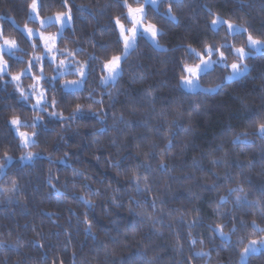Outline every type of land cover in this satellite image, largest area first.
I'll list each match as a JSON object with an SVG mask.
<instances>
[{
    "label": "trees",
    "instance_id": "trees-1",
    "mask_svg": "<svg viewBox=\"0 0 264 264\" xmlns=\"http://www.w3.org/2000/svg\"><path fill=\"white\" fill-rule=\"evenodd\" d=\"M68 3L72 26L64 31L59 46L75 52L76 60L91 64L95 71L79 91L63 89L61 79L54 92L47 84L49 100L54 96L58 101L47 112L70 117L76 104L84 106L83 112L75 120L49 117L21 101L14 83L5 87L0 81V158L5 152L13 156L7 175L0 176V189L11 187L13 181L19 188L10 196L0 192V264H60L61 260L63 264H189V259L191 264H239V252L213 238L209 225L225 223L224 230L229 231L227 217L217 215V202L237 184L248 193L249 201L264 205V139L256 135L258 123L264 122V53L246 61L251 69L246 77L212 95L179 87L178 59H186L181 45L191 43L199 50V39L212 37L208 24L214 17L209 9L234 24L250 27L259 38L264 0H179L171 5L176 23L149 7L147 18L164 29L160 43L170 51L163 52L140 36L117 82L106 86L100 83L105 74L101 66L111 56L122 54L113 21L119 16L128 23L122 15L126 10L118 0ZM30 4L31 0H0L4 35L18 42L23 49L20 54L27 59L34 48L20 27L31 24ZM45 4L42 17L65 10L60 0H45ZM167 9L168 4H162L159 12ZM224 35L221 30L220 37ZM236 44L244 46L245 38L238 37ZM93 56L96 59H90ZM235 59L229 56L230 63ZM7 60L13 75L27 67L14 57L7 56ZM46 71L54 75V65L47 62ZM227 74L217 69L202 83L215 86ZM32 83L25 77L23 86L28 89ZM251 112L260 115L249 120ZM13 115L28 122L43 117L36 129L22 128L41 133L37 145L19 146L7 123ZM241 132L248 133L249 143L233 142ZM27 151L40 155L33 162H23L20 157ZM160 152L167 171L160 169L161 158L153 155ZM214 160L221 162L213 164ZM134 172L148 175L151 191L136 190L131 183ZM225 174L231 176L227 183ZM57 190L64 195L57 196ZM235 195L242 193L230 196L219 210L248 222L255 219L264 227L257 208H237ZM80 196L90 204L85 205ZM194 220L198 222L189 229L187 222ZM189 231L203 245L191 247ZM247 232L232 235V242L245 235L246 244ZM201 248L211 255L194 256ZM248 264H264V251L252 255Z\"/></svg>",
    "mask_w": 264,
    "mask_h": 264
},
{
    "label": "snow or ice",
    "instance_id": "snow-or-ice-1",
    "mask_svg": "<svg viewBox=\"0 0 264 264\" xmlns=\"http://www.w3.org/2000/svg\"><path fill=\"white\" fill-rule=\"evenodd\" d=\"M133 2L137 5H141V0H133ZM173 2H179V0H143L141 6L133 7L129 0H118L120 6L126 10L122 13L123 19L127 20L131 26L127 27L122 23L121 17L119 16L113 21L114 28L117 30V43L122 44V55H113L102 64L101 71L105 73L100 77V83L102 85H107L109 82H116L123 72L122 61L126 60L131 52L136 50L138 47L137 40L141 34L146 37L155 48L160 49L163 52L170 51V49L160 43V40L165 35L164 29L158 27L156 23L148 20L147 6H151L153 11L158 15L165 17L170 23H176L178 17L172 10L171 5ZM60 3L61 7L65 10L56 12L54 15L46 18L41 17V11L47 6L45 0H31V4L29 5L28 19L30 21L38 22L41 28L45 30L48 27L59 26L57 32L48 34H46L45 31L34 30L27 25L22 29V31L26 33L31 42V46L34 49L42 46L44 50L43 55L33 54L30 60L25 61L23 54L18 55V53H23V49L19 47L18 42L14 39L7 38L4 35L2 27H0V81H3L5 87L9 83H14L15 90L19 94V99L25 104H30L32 110L46 112L49 117L68 121L70 119L75 120L77 115L83 112L84 106L76 104L70 117H64L63 113L58 111L47 112L48 107L55 109L58 104V101L54 96L49 100V90L51 89L53 92L55 91L58 83L57 76L63 78L67 74L66 71L63 70L68 69L69 65H73L71 70L78 75L79 79L65 81L62 87L63 89L71 90L73 92L84 86L88 76L95 71V68L89 63H80L74 59H61L57 62V54L66 55L68 57H74L76 54L68 49L61 50L57 47V41L61 40L62 42L64 39L63 33L71 26L73 20L72 8L69 6L68 0H60ZM162 4H168V9L164 13L159 12V7ZM208 14L214 17L208 24L212 37L209 38L205 35L203 38L199 39V50L196 47H193L191 43L180 46L186 54V59H178L179 72L177 73V79L179 81V87L193 94L202 93L204 95H212L219 90H222L226 84L241 81L251 70L246 61L250 58H255L258 53L264 52V27L260 30V37L258 38L253 34V31L250 30V27H246L244 24H234L230 20H226L222 16L213 13L211 9H209ZM13 24H15V21H13ZM16 27L19 28V25L16 24ZM221 30L225 33L223 37H220ZM240 36L245 38V45L238 47L236 39ZM216 37H220V40H217ZM229 37H232L233 39L229 40ZM36 38L40 41L39 45L36 42ZM5 55L14 57L17 63H26L27 67L13 75L10 71L8 61L4 59ZM229 56H234L236 59L230 63ZM45 58H47L52 64L56 65L55 70L57 75L48 78L45 77L43 66ZM90 59L94 60L96 57L93 56ZM189 60L192 62H188ZM33 68H37L40 75H36V73L33 72ZM217 69L226 71L228 74L224 76L222 82L216 84L215 87H205L201 82L202 79L210 77L212 73L217 71ZM5 76H10L11 79L4 80ZM25 76H28L33 80V83L28 86V89H25L21 84L22 78ZM216 78L219 79V77ZM45 80H47L50 89L44 87L42 81ZM33 100L34 103L32 102ZM97 103H102V101H97ZM259 115L258 112H251L248 114V119L252 120L258 118ZM38 122L43 123V117L36 116L31 122H28L22 120L19 116L13 115L7 121L19 140V146L25 149L37 145L41 133L37 131L29 133L21 131V129H36L38 127ZM228 131L230 132L232 129L229 128ZM247 135L248 133L241 132L235 136L233 142L249 143L250 141H247L246 139ZM256 135L261 139H264V122L258 123ZM169 144H171V141H169ZM39 155V153L27 151L20 157V160L31 161ZM153 155L161 158L160 169L162 171H167V165L163 162V152L154 153ZM12 160L13 156L9 155L7 152L3 154V157L0 158V176L7 175L8 164ZM49 160L51 161L50 157ZM220 162L221 161L214 160L213 164ZM116 166L118 167L119 165ZM144 167L147 169L150 166L144 165ZM230 179V174H225L224 183H227ZM142 181L144 184L143 188H141ZM131 183L136 186L137 191H151V186L148 184L147 174L140 176L134 172L131 177ZM49 184L52 188H55V185L51 183V179L49 180ZM214 187L217 186L214 185ZM0 192L9 194L10 196L11 194L18 193L19 188L17 187L16 181H13L11 187L0 189ZM236 193H242V195H235V200L233 202L234 205L239 209L256 207L261 220L264 221V205H261L260 201H256L255 203L249 201L248 193L245 192L242 185L237 184L236 187L228 189V195L220 196L219 201L217 202V215L221 218L227 217L228 222L231 224L229 231L225 232L224 229L227 227V224L225 223H213L209 225V228L214 234L213 238H220L225 242L226 246L239 252V264H248V260L252 255L264 251V227H262L255 219L248 222L241 216L225 213L219 210V206L227 204L229 202V197ZM56 194L57 196L64 195V193L59 192V190H57ZM79 199L82 200L85 205L90 204V201L84 196H80ZM137 204H139L138 201ZM155 206V199H153L152 207L155 208ZM197 222V220L189 221L187 222V227L191 229ZM181 223H184V221L182 220ZM249 228L251 229V232H247ZM241 230L247 232V236L249 237L247 243L245 244V235H239L237 240L233 243L231 240L232 235L241 232ZM257 234H260L259 238H250ZM177 236H179V233H177ZM188 237L189 244L193 248H195L197 243H200L201 245L204 243L199 237L193 236L191 231L188 232ZM241 245L244 246L241 248ZM39 247L43 248L44 245L39 244ZM177 247L178 250L182 251L183 245L180 244L179 239L177 240ZM193 255L196 257H204L210 256L211 253L209 251H204V249L201 248L200 250L195 251ZM73 256H75V253ZM53 264H55V261H53ZM60 264H63V260L60 261ZM189 264H191L190 259Z\"/></svg>",
    "mask_w": 264,
    "mask_h": 264
},
{
    "label": "rangeland",
    "instance_id": "rangeland-1",
    "mask_svg": "<svg viewBox=\"0 0 264 264\" xmlns=\"http://www.w3.org/2000/svg\"><path fill=\"white\" fill-rule=\"evenodd\" d=\"M143 4V0H141V5ZM141 5H133V7H137V6H141ZM149 7H151V6H147V12H148V10H149ZM42 17V16H41ZM42 18H46V17H42ZM225 19V18H224ZM30 21V20H29ZM31 22V24L29 25H27L28 27H30V28H32V29H34V30H37V31H45L46 32V34H48V33H55V32H57L58 31V28H59V26L57 25V26H55V28L57 27V29L56 30H53V31H50L48 28H50V27H48L46 30L45 29H42L41 28V26L39 25V23L38 22H33V21H30ZM122 23H124L127 27H130L131 25L129 24V23H125V22H122ZM71 26H72V23H71ZM70 26V27H71ZM0 27H2V25H1V17H0ZM54 27V26H53ZM24 28V26H21L20 27V29L22 30ZM25 35H26V33L25 32H23ZM64 34V33H63ZM27 36V35H26ZM140 36H143L142 34L140 35ZM139 36V37H140ZM139 37H138V39H139ZM8 38V37H7ZM146 38V37H145ZM147 39V38H146ZM36 42H37V44L39 45L40 44V41H39V39L38 38H36ZM59 42H60V40H58L57 41V47L59 48V49H61L60 48V46H59ZM137 43H138V40H137ZM62 50V49H61ZM261 53H264V52H261ZM261 53H258V54H261ZM20 53H18V55H19ZM30 54H31V58H32V55L33 54H35V55H43L44 54V50H43V48H42V46H40V47H37V48H35L33 51H30ZM257 54V55H258ZM122 55V54H121ZM7 56L8 55H5V57H4V59L5 60H7ZM31 58H29V59H27V57H25L24 56V59H26V60H30ZM61 59H67V60H75V61H77V62H79L78 60H76V58H75V56L74 57H68V56H66V55H59V54H57V62L59 61V60H61ZM8 61V60H7ZM47 62L48 63H51L47 58H45V61H44V75H45V77L46 78H48V77H51L48 73H47V71H46V65H47ZM123 62L124 61H122V64H123ZM8 63H9V61H8ZM54 65V68L56 69V65L55 64H53ZM72 67H73V65H69V68L68 69H66V70H63V71H66V75L63 77V78H60L59 76H57V80H59V79H61L62 81H61V84L63 85L64 84V82L65 81H72V80H77V79H79V77H78V75H76L75 73H73L72 72ZM33 72H35L36 73V75H40V72H39V70L37 69V68H33ZM54 75H57V72H56V70H55V74ZM53 76V75H52ZM25 77H28V76H25ZM25 77H23L22 78V81H21V84H22V86H23V83H24V78ZM120 77V76H119ZM5 79L6 80H8L7 78H6V76H5ZM11 79V78H10ZM9 79V80H10ZM118 80V79H117ZM117 80H116V82H117ZM115 82V83H116ZM202 82V81H201ZM42 83L44 84V87L45 86H47V84H48V82H47V80H45V81H42ZM115 83H112V82H109L107 85H109V84H115ZM205 87H215V86H207V85H205V84H203ZM104 86H106V85H104ZM24 87V86H23ZM84 87V86H83ZM83 87L82 88H80V89H78V90H76V91H79V90H81V89H83ZM65 90H67V89H65ZM67 91H70V92H73V91H71V90H67ZM186 91V90H185ZM21 131H24L23 129H21ZM34 160H31V161H23V162H33ZM261 252H263V251H261ZM257 253H260V252H257ZM256 253V254H257Z\"/></svg>",
    "mask_w": 264,
    "mask_h": 264
}]
</instances>
